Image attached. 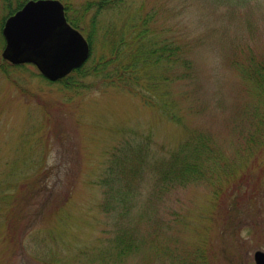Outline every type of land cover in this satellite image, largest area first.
Here are the masks:
<instances>
[{
    "label": "rangeland",
    "instance_id": "1",
    "mask_svg": "<svg viewBox=\"0 0 264 264\" xmlns=\"http://www.w3.org/2000/svg\"><path fill=\"white\" fill-rule=\"evenodd\" d=\"M243 1L246 7L213 9L207 0H130L107 18L118 23L135 11L153 12L156 23L154 27L153 22L150 24L160 40L191 35L211 43L207 46L209 51L201 49L197 65L206 87L214 86L217 77L221 105L215 98L210 100L209 95L203 97L208 107L200 114H179H187L189 127L201 126L211 131L229 154L238 149L239 135L233 125L241 115L237 106L251 102L252 87L230 65L233 54L228 49L229 41L236 38L240 48L236 56L245 63L251 57H264V0ZM2 14L1 8L0 18ZM210 17L213 22H206ZM4 46L0 65L4 64ZM97 49H101L100 44ZM213 50H218L216 65L209 64ZM226 50L228 57L223 61ZM203 57L207 61L201 60ZM8 69L7 78L0 68V171L8 168L17 155L32 152L37 161L46 154L47 165L59 169L61 178L59 183L57 176L51 180L57 188L49 204L40 199L36 206L45 205L43 217L25 234L24 249L18 250L13 264H45L35 257L45 242L60 244L67 255L100 245L111 236L113 222L99 207L104 188L96 182L104 178L112 155L127 144L148 141L150 137L159 159L163 151L184 138L183 126L167 120L164 109L144 103L140 96L115 87H100L90 76L83 79L84 88L67 89L60 82L46 80L32 65ZM173 89L178 92L177 87ZM169 105L177 111L172 103ZM252 171L253 177L243 193L231 203L226 197L214 202L205 185L179 189L162 200H168L173 208L165 214L173 224L170 235L177 240L171 243L173 248L186 253L198 249L207 264H255V252L264 251V196L257 187L264 183V160L256 163ZM68 191H72L73 201L67 203L71 209L65 222H50L49 213L58 203L63 204ZM50 234L57 237L56 242L51 241ZM127 264L161 263L141 254L129 258Z\"/></svg>",
    "mask_w": 264,
    "mask_h": 264
},
{
    "label": "trees",
    "instance_id": "2",
    "mask_svg": "<svg viewBox=\"0 0 264 264\" xmlns=\"http://www.w3.org/2000/svg\"><path fill=\"white\" fill-rule=\"evenodd\" d=\"M27 1L0 0L3 13L0 50L5 44L2 35L5 20ZM61 1L68 21L87 37L92 53L84 66L60 83L67 89H80L86 86L83 79L90 76L100 87L126 90L140 96L144 103L164 109L166 119L183 126L186 134L174 147L163 151L159 159L155 157L150 137L148 141L127 144L112 155L103 172L104 178L96 182L104 188V200L99 207H103L113 222L112 234L106 241L68 255L60 244L53 246L45 242L35 257L45 264H127L129 258L143 254L161 264H207L198 249L186 253L173 248L171 243L177 241L170 235L173 224L165 218L167 210L173 211V208L168 200L161 201L174 191L198 185L211 190L214 202L226 197L231 203L243 193L256 163L264 160V57L257 60L251 57L245 63L236 56L240 49L236 38L229 41L228 49L233 54L230 65L244 76L248 87L252 85L251 102L237 106L241 115L233 125L239 135L238 149L229 154L211 131L201 126L189 127L187 114H179L182 111H188V115L200 114L208 107L203 97L209 95L210 100L215 98L218 106L221 105V84L217 77L214 86L206 87L197 65L201 49L209 51L207 46L211 43L191 35L180 36L179 40H160L152 28L156 23L153 12L135 11L118 23L107 19L130 0ZM207 1L213 9L247 6L241 0ZM205 21L213 22L211 17ZM215 32L212 31L213 36ZM98 44L101 49H97ZM224 45L227 44L221 46ZM217 52L213 50L209 64H217ZM222 57L226 61L227 50ZM9 67L22 66L4 60L0 68L7 78ZM150 160L155 163L151 164ZM0 176V264H13L18 250L24 249L25 234L43 217L45 205L36 207L40 199L48 205L54 197L57 184L52 186L51 180L57 176L59 183L60 171L47 165L46 154L37 161L30 152V155H17L8 168L0 171ZM257 187L264 196V183ZM71 197L72 191H68L63 204L58 203L54 212L49 213H52L50 222H65L71 209L68 204L73 201ZM50 238L52 242L57 241L53 234Z\"/></svg>",
    "mask_w": 264,
    "mask_h": 264
},
{
    "label": "water",
    "instance_id": "3",
    "mask_svg": "<svg viewBox=\"0 0 264 264\" xmlns=\"http://www.w3.org/2000/svg\"><path fill=\"white\" fill-rule=\"evenodd\" d=\"M3 58L13 64H33L51 81L67 77L90 58L85 36L67 20L60 0H30L3 27ZM264 264V252L255 253Z\"/></svg>",
    "mask_w": 264,
    "mask_h": 264
}]
</instances>
